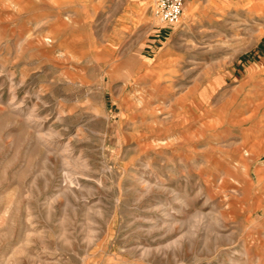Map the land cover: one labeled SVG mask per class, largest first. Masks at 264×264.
<instances>
[{
	"label": "rangeland",
	"instance_id": "obj_1",
	"mask_svg": "<svg viewBox=\"0 0 264 264\" xmlns=\"http://www.w3.org/2000/svg\"><path fill=\"white\" fill-rule=\"evenodd\" d=\"M184 4L0 0V264H264V0Z\"/></svg>",
	"mask_w": 264,
	"mask_h": 264
},
{
	"label": "built area",
	"instance_id": "obj_2",
	"mask_svg": "<svg viewBox=\"0 0 264 264\" xmlns=\"http://www.w3.org/2000/svg\"><path fill=\"white\" fill-rule=\"evenodd\" d=\"M184 0H153V11L161 24H178L184 12Z\"/></svg>",
	"mask_w": 264,
	"mask_h": 264
},
{
	"label": "bare ground",
	"instance_id": "obj_3",
	"mask_svg": "<svg viewBox=\"0 0 264 264\" xmlns=\"http://www.w3.org/2000/svg\"><path fill=\"white\" fill-rule=\"evenodd\" d=\"M259 1V0H258ZM210 3V2H209ZM47 18V17H46ZM13 100V99H12ZM255 102V101H254ZM231 104V103H230ZM248 110V109H247ZM32 112V111H31ZM29 116V115H28ZM31 116V115H30ZM261 117V116H260ZM29 118V117H28ZM258 118V117H257ZM262 118V117H261ZM30 119V118H29ZM263 119V118H262ZM264 128V127H263ZM139 134V133H138ZM261 148V147H260ZM258 195V194H257ZM260 198V197H259Z\"/></svg>",
	"mask_w": 264,
	"mask_h": 264
}]
</instances>
